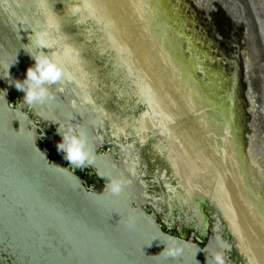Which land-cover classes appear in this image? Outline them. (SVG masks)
Segmentation results:
<instances>
[{
    "label": "water",
    "instance_id": "obj_1",
    "mask_svg": "<svg viewBox=\"0 0 264 264\" xmlns=\"http://www.w3.org/2000/svg\"><path fill=\"white\" fill-rule=\"evenodd\" d=\"M127 7L148 24H134ZM44 27L53 47L43 51L58 53L66 77L50 86L54 101L28 106L12 81L35 63L29 52L38 49L28 37ZM145 32L159 46L143 45L142 65L131 47ZM149 57L172 99L182 81L185 95L196 94L201 106L192 108L201 109L220 153L207 190L195 191L191 203L167 201L183 189L174 176H158L153 145L164 133L138 120L143 112L158 120L150 110L163 100L149 106L133 95L141 71L150 74ZM69 124L85 134L99 177L131 181L120 196L104 190L106 178L89 189L38 146L51 137L40 128ZM106 143L120 146L118 158L95 153ZM225 146L232 148L229 166ZM205 205L203 245L156 220L183 210L204 221L201 231ZM166 246L183 252L160 254ZM216 252L225 264H264V0H0V264H206Z\"/></svg>",
    "mask_w": 264,
    "mask_h": 264
},
{
    "label": "bare ground",
    "instance_id": "obj_2",
    "mask_svg": "<svg viewBox=\"0 0 264 264\" xmlns=\"http://www.w3.org/2000/svg\"><path fill=\"white\" fill-rule=\"evenodd\" d=\"M127 11L129 12L130 20H132V17L135 19L134 24L142 20H144V25L148 24L143 15L141 17L138 15H131L128 7ZM126 18L127 21H130L128 16ZM144 34V38L141 36L139 41H135L136 44L131 47L138 57H140L139 54L142 53L144 44H148V46L153 44L154 48L159 46L158 42L154 40V36L149 35L148 32H145ZM158 55H161L160 51L158 52ZM170 62V59L169 61H166L167 64ZM139 63L144 65V61H142L141 57L139 58ZM146 65L149 67L150 74L148 76L147 73L145 75V72L141 71V75L144 79H137V90L133 95L138 96V98H147L149 106H154V104H156L157 97L163 100L159 102V107H157V104L155 107H150L151 113L156 112L159 115L158 120H155V117H150L152 115L149 112L141 113L138 120L143 129L160 127L159 131L164 133L165 138L161 144L156 143L155 146L153 145L157 159L155 163L158 166V169L161 168L158 170V176H161L162 178H167V175L174 176L177 184L180 186L179 189H183V195L176 194V191L174 190L173 192H170V195L167 198L169 200L167 201L169 204H171L173 200L191 203L195 191L201 195V192L207 190L209 183L213 179L212 172L214 173L218 168V164H220L218 160L220 153L217 151L215 144H213V139H210L211 137L205 130L206 126L204 124L207 123H204L206 119L204 115H202L203 113H201V109L192 108L200 105L196 101L197 97L194 99L196 94L194 93V96H192L190 92V95H185L184 81H182L180 82L181 89L179 87L178 96L172 99L167 93L168 90H166V85L168 86L169 82L166 79H163V81L157 79L155 75L156 64L153 62V59L151 60L150 57L146 59ZM162 86L165 88L167 93L166 96L164 95V89ZM180 102H182L181 105H179ZM199 113L201 114L199 115ZM184 148L187 149L189 154L184 153ZM189 148H193V150ZM231 149L230 146H225L223 148L225 151L223 157V163H225V166H229V164L233 162ZM158 156L160 158H158ZM164 158L171 163L173 169L171 172L164 169V164L161 160H164ZM178 170H182V172H179ZM230 192L234 193L233 191ZM234 195L235 193L230 195V197H234ZM218 199L222 200L220 198Z\"/></svg>",
    "mask_w": 264,
    "mask_h": 264
},
{
    "label": "clouds",
    "instance_id": "obj_3",
    "mask_svg": "<svg viewBox=\"0 0 264 264\" xmlns=\"http://www.w3.org/2000/svg\"><path fill=\"white\" fill-rule=\"evenodd\" d=\"M29 43L34 45L38 51L35 54L29 52L31 58L34 60V64L28 67L26 71L25 79L12 81L15 88L18 91H22L24 96L22 101L28 106L36 104L44 105L55 100V96L50 91V86L61 82L66 77L63 66L58 62L56 56L58 53L51 52L46 54L43 49H51L53 47L51 43V32L49 28L44 27L40 29H33L32 35L28 37ZM71 50L65 48L64 54H70ZM70 79V77H68ZM58 134L62 139L57 144L58 152L63 154V158L69 165L75 168L83 169L85 167L92 166L94 163V156L92 150L88 147L86 136L83 132L78 131L76 127L69 124L66 128L59 125L57 129ZM106 183L104 190L111 196H120L125 187L131 183V181L122 177H105ZM97 196H103L101 194L94 193ZM131 221L129 227H131ZM183 249L180 247L166 246L163 252L160 254H166L169 257H176L181 255ZM206 264H225L223 253L216 252L212 254L211 260L206 256Z\"/></svg>",
    "mask_w": 264,
    "mask_h": 264
},
{
    "label": "flooded vegetation",
    "instance_id": "obj_4",
    "mask_svg": "<svg viewBox=\"0 0 264 264\" xmlns=\"http://www.w3.org/2000/svg\"><path fill=\"white\" fill-rule=\"evenodd\" d=\"M153 98V97H151ZM15 99L19 100V95H16L11 103L14 104ZM156 113V112H154ZM160 123V122H159ZM37 124H40L37 122ZM160 126V124H159ZM40 134H51L50 138L41 137L38 139V146L40 148H45L49 154V161L55 162L60 161L63 162L64 165L79 176L86 187L89 189L94 188H102L103 184L98 176L96 170L92 167H85L83 169L75 168L72 165H69L68 162L63 158V154L58 152L57 144L61 141L62 137L59 136L56 129H44L40 128L38 131ZM120 146L115 148V146L111 143H106L104 145H100L96 148L97 155H107L111 154L113 157L118 158L120 152ZM144 209L147 212H154L155 208L151 204H146ZM208 206H203L202 211L206 214V220L208 226L202 229L201 231L198 229L199 221L200 224H203L204 221H201L200 218L197 220V217L194 213H189L183 210H174L172 212H167V210L163 211L162 214H157L156 220L160 223V226L163 231L175 235L184 239H192L195 242H198L200 245H203L208 237L209 229H210V218L208 215ZM193 215V216H192ZM205 219V217H204Z\"/></svg>",
    "mask_w": 264,
    "mask_h": 264
},
{
    "label": "rangeland",
    "instance_id": "obj_5",
    "mask_svg": "<svg viewBox=\"0 0 264 264\" xmlns=\"http://www.w3.org/2000/svg\"><path fill=\"white\" fill-rule=\"evenodd\" d=\"M123 88L126 89V87H124V86H123ZM189 149L193 150V148H189ZM184 153H188V154H189V152H188L187 149H185V148H184ZM200 167H201V166H200ZM183 168H184V167H183ZM178 171H179V172H182V170H178ZM183 172H184V169H183Z\"/></svg>",
    "mask_w": 264,
    "mask_h": 264
}]
</instances>
